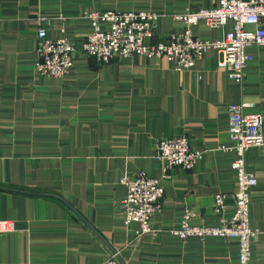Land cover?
I'll return each mask as SVG.
<instances>
[{
    "label": "crops",
    "instance_id": "1",
    "mask_svg": "<svg viewBox=\"0 0 264 264\" xmlns=\"http://www.w3.org/2000/svg\"><path fill=\"white\" fill-rule=\"evenodd\" d=\"M216 1L0 0V219L14 222L0 232V264H106L114 252L118 264H240L236 237H181L171 229L180 226L184 206L194 211L191 225L216 224L213 195L235 188L229 103L247 102L245 111L262 114L264 139V44L247 48L253 60L241 82L217 65L213 48L180 71L166 57L102 62L81 49L90 28L85 12L153 10L154 37L161 38L181 29L174 13ZM230 26L200 21L192 34L215 38ZM39 27L75 45L65 76L36 72ZM176 134H186L201 155L191 169L164 176L157 141ZM244 163L256 177L248 211L258 230L247 264H264V144L248 147ZM139 170L164 188L141 234L119 207L126 191L120 178ZM232 206L229 197L228 214Z\"/></svg>",
    "mask_w": 264,
    "mask_h": 264
},
{
    "label": "built area",
    "instance_id": "2",
    "mask_svg": "<svg viewBox=\"0 0 264 264\" xmlns=\"http://www.w3.org/2000/svg\"><path fill=\"white\" fill-rule=\"evenodd\" d=\"M84 15L89 19L90 28L81 49L102 62L132 55L166 57L172 67L180 71L192 68L197 57L213 48L221 55L217 65L226 71L229 78L241 82L245 68L253 60V54L247 48L264 44V0H217L208 7H186L173 14L182 22L181 29L169 31L161 38L154 37L158 14L153 10H91ZM46 19L43 15L37 17L39 21ZM200 21L209 27L225 26L227 21H231V26L218 37L199 39L193 36L192 26ZM75 49L64 34L51 37L43 27H39L35 43L36 72L52 77L65 76L72 68V52ZM248 106L251 105L247 102H232L227 106L228 135L232 140L229 148L234 152L231 167L235 173V188L232 192L218 191L213 195L212 209L217 215V223L191 225L188 220L194 211L184 206L180 226L171 229L172 233L181 237H236L240 264H247L251 256V241L258 232L249 224L248 211L249 192L256 183V177L245 167L244 153L250 146L264 144L262 114L245 111ZM200 155L199 150L190 147L186 134H176L158 139L154 157L161 162L164 176H169L176 167L191 169ZM120 181L126 186L119 202L123 221L137 222L138 234L148 232L151 216L161 208L163 186L144 170H139L131 178L123 176ZM229 197L233 203L230 214L227 213ZM13 229L11 219H0V232ZM115 255L116 252L106 260V264H118Z\"/></svg>",
    "mask_w": 264,
    "mask_h": 264
}]
</instances>
